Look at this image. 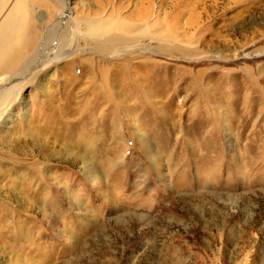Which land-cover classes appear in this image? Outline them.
Masks as SVG:
<instances>
[{
  "label": "rangeland",
  "instance_id": "obj_1",
  "mask_svg": "<svg viewBox=\"0 0 264 264\" xmlns=\"http://www.w3.org/2000/svg\"><path fill=\"white\" fill-rule=\"evenodd\" d=\"M14 1L0 28L19 27L27 40L24 20H7ZM33 1V29L62 24V1L72 20L56 37L66 53L52 63V44L46 63L13 86L10 103L0 101V208L18 213L25 230L21 249L0 255V264H264V0H216L207 9L196 0ZM155 18L154 32L146 23ZM98 21L137 25L139 40L108 47ZM23 55L26 62L30 53ZM125 63L140 72L133 93L134 74H115ZM49 77L54 109L34 123L45 102L36 92ZM92 77L112 96L125 89L122 105L103 100L76 119L67 114L68 126L51 123L64 103L97 100L86 87ZM55 139L51 149L40 146ZM37 192L43 200L25 201ZM66 193L76 194L73 202Z\"/></svg>",
  "mask_w": 264,
  "mask_h": 264
},
{
  "label": "bare ground",
  "instance_id": "obj_2",
  "mask_svg": "<svg viewBox=\"0 0 264 264\" xmlns=\"http://www.w3.org/2000/svg\"><path fill=\"white\" fill-rule=\"evenodd\" d=\"M6 1L7 0H0V13L1 11L4 9L5 5H6ZM42 1V5L45 3V0H41ZM60 1V0H59ZM216 0H213V2L210 4V6L207 4V0H196L195 6L199 7L201 4H203V9H207L208 7H214ZM14 5L12 7V9L10 10V12H8V22L12 23L14 20L16 21H23L24 20V29L28 28V29H32L31 31H29L28 35H27V40H23L20 32H21V28H15L14 26H10L7 29H3L0 28V75H5L4 78H6V80L3 81V83L0 84V101L2 103V101L4 102H8L10 103L11 99H12V95L11 92L13 91V86L18 83L22 77H24V75L26 73H28L31 69L32 66L37 63V61H39V65H40V61L45 62L46 63V57L48 52L50 51L51 45L52 44H58L57 48L55 50H53L54 55L53 56V60L52 63L62 57L63 55L60 54V52H65V48L63 47L62 49V45L64 46L62 41H59L58 39L62 38V36L64 37L65 32L67 31L68 27L70 26V21L71 19V13L69 11V5L67 1H62L61 2V6H60V16H59V20L62 21V24H60L57 27H52L50 29L45 30L44 32L38 29H33L34 28V20L33 17L31 16V12L29 10V0H16L14 1ZM164 2V1H163ZM163 2H161L159 4L160 8L163 6ZM211 2V1H210ZM34 4L31 5V7L37 8L36 5L38 6L40 3H38L36 0L33 1ZM150 6V5H149ZM169 6H171L170 2H169ZM202 6V5H201ZM247 6V5H246ZM202 9V8H201ZM40 10H38L37 12H39ZM202 13V12H200ZM200 13H198V16L200 15ZM148 12L146 11L144 13V17L147 16ZM157 15V14H156ZM52 16V15H51ZM157 17V16H156ZM147 18V17H146ZM148 19V18H147ZM33 20V22H32ZM146 20V19H145ZM137 21H139L137 19ZM140 24H142V20L139 21ZM145 23V22H144ZM147 26L149 28V30L151 31H157L155 30L157 21L156 18L153 20V22L151 24H149V21L147 20ZM143 25V24H142ZM158 25V24H157ZM73 26V24L71 25ZM96 30H99L101 35V39L105 40V43L108 44V47H111V43H109V41H112L113 43L117 44V43H121L122 40H128L129 41V37H131V43L132 41H138L139 40V26H135L133 24L130 25V27H122V28H114L113 27V23H109V22H105V21H98L95 22V27ZM63 29V30H61ZM114 29L117 30V32L112 35V32L114 31ZM61 33H64L61 35ZM72 33V32H71ZM70 33V34H71ZM76 33V31H75ZM68 34V33H67ZM66 34V35H67ZM59 36V38L57 39L56 37ZM103 37V38H102ZM21 38V40H20ZM70 39V38H69ZM58 40V43H57ZM70 41V40H67ZM104 42V41H103ZM104 43V45H105ZM70 46V44H69ZM68 46V47H69ZM23 47V48H22ZM105 47V46H104ZM21 49H24L23 53H21ZM131 50V49H130ZM24 53H27L29 55L28 59L26 60V62H24ZM52 53V52H50ZM49 53V54H50ZM66 53V52H65ZM132 53V52H131ZM46 54V56H45ZM62 55L60 57H58L57 55ZM132 55V54H131ZM134 55V54H133ZM136 55V54H135ZM123 56V55H121ZM124 57H126L124 55ZM120 58V57H118ZM131 58V57H130ZM121 60V59H120ZM119 61V60H118ZM127 61V60H126ZM116 62V61H115ZM113 64V63H112ZM42 65V64H41ZM112 66V65H111ZM116 66V65H115ZM139 66V65H138ZM110 67V66H108ZM123 71L121 70H116L117 75L119 76H124V77H131V75L134 74V79L133 81H131V84L128 85V90L129 93H133L135 91H138L140 89H138V87H140V82L138 81V78H135L138 76V72L137 74H135V70L137 68L136 64H132V63H125L123 64ZM77 69V68H76ZM112 69V68H111ZM122 69V68H121ZM101 70H103L101 68ZM109 71V70H108ZM103 72V71H102ZM105 72V71H104ZM114 72V71H113ZM109 73V72H108ZM142 73V72H141ZM106 75V74H105ZM110 76V75H109ZM144 76H147V74L145 73ZM51 77V76H50ZM46 78V79H41V84H39L38 86V91L36 93H40V95L42 96L41 98L45 101L44 105L42 107H40L37 112L35 113V115H33V118H30L33 120L34 123H36L38 120L40 122L41 119H43L44 117H46L45 114L41 113L40 111L42 110H48L49 112L52 111L54 109L53 105H55L54 102V97H55V90L52 91V86L53 83L51 82V78ZM113 78V77H112ZM121 78V77H120ZM105 79V78H104ZM123 79V78H122ZM130 79V78H129ZM56 80V79H55ZM113 80V79H112ZM128 80V79H127ZM143 80V79H142ZM75 81V80H74ZM72 81V82H74ZM126 81V80H125ZM129 81V80H128ZM144 81V80H143ZM1 82V81H0ZM28 82V81H27ZM56 82V81H55ZM54 82V83H55ZM80 83V82H79ZM90 83L89 85H87L86 87L89 86V90H91V93L95 94V97L97 100L93 101L95 98L92 97V100H90L89 98L85 100V105L83 108H77L74 107V103H71V101H69L68 103H64L63 106L61 107L62 111L61 112V116L60 117H54V116H48L49 120L51 121V123L53 124H57V121H59V124H62L64 126H68L71 123H73L72 121L69 122V117L67 116V114L73 113L72 114V119H76L75 117V113H82L86 114L89 112L90 108L94 105H99L101 103H103V100L108 101L109 104H112V98H116V100L114 101V104L117 105H122L120 102L121 93L125 94V89H123L122 91H118L117 93H115V95L117 94V96H112L111 92L108 91L109 86H106L105 84H102L101 86H99L100 84H95V78L92 77V79L88 82ZM125 83V82H124ZM128 83V82H126ZM75 85V84H73ZM114 86V85H113ZM125 86V84H124ZM142 86V85H141ZM68 87V86H67ZM145 87V86H144ZM59 88V86L57 87ZM85 88V87H84ZM146 88V87H145ZM67 89V88H65ZM73 89V88H72ZM71 89V90H72ZM121 89V88H119ZM69 88L67 91H65V93H67V95H69L72 91ZM111 90V89H110ZM90 92V91H89ZM142 93V92H141ZM57 94V93H56ZM101 94H103L102 97L100 96ZM143 94V93H142ZM58 95V94H57ZM73 96V95H72ZM88 96V95H87ZM69 98V97H68ZM85 99V98H84ZM124 99V98H123ZM9 100V101H8ZM68 100V99H67ZM126 101V100H125ZM66 102V101H64ZM125 103V102H124ZM23 107H22V113L23 114H27V110L29 109V107L27 105H29V100H23L22 101ZM59 106H61V103H59ZM53 107V108H52ZM122 110V109H121ZM103 111V109H102ZM217 111V110H216ZM122 112V111H121ZM129 112V111H128ZM217 113V112H216ZM9 115L12 116V113H10ZM17 115V114H16ZM71 115V114H70ZM86 116V115H85ZM83 117V116H82ZM87 119V118H86ZM11 121V118H10ZM9 121V122H10ZM74 121V120H73ZM218 121V120H217ZM24 124V123H23ZM52 124V125H53ZM130 124H136L137 123H130ZM27 125L25 128H23V130L26 131V135H29L30 132H32V126L30 127L29 122H27ZM34 125V124H32ZM87 126V125H85ZM135 126V127H136ZM3 127V126H2ZM6 130L8 128H10V124L7 123L6 124ZM34 127V126H33ZM58 127V126H57ZM62 128V127H61ZM127 128V127H126ZM133 128V127H132ZM5 129V128H4ZM88 130V129H85ZM135 130V129H134ZM133 130V131H134ZM1 131V130H0ZM3 131V130H2ZM84 136L87 135L86 132L84 133ZM22 135V134H21ZM12 136V135H11ZM31 136H35V135H31ZM11 138V137H10ZM9 138V140H11ZM35 138V137H32ZM82 136H80L79 139H77V141L80 143V141H82ZM135 140V139H134ZM53 142V146H50L51 143L49 144V141H45L42 143V145L40 144V146L43 147H48V148H53L55 146L58 145V138H57V142L56 139L52 140ZM144 144V143H143ZM66 145V144H65ZM63 147V146H61ZM143 148V147H142ZM144 151V148H143ZM147 154V152H146ZM71 155V154H70ZM144 155V154H143ZM78 156V155H77ZM84 161V160H83ZM85 162V161H84ZM87 162V161H86ZM44 168V167H43ZM88 169L91 170V167H88ZM32 171V170H31ZM92 171V170H91ZM98 178V176H97ZM57 179V178H55ZM58 181V180H57ZM55 181V183L57 182ZM16 183V182H15ZM22 184V183H21ZM53 184V183H52ZM57 185V184H56ZM5 186V185H4ZM7 186V185H6ZM5 186V187H6ZM19 186V185H16ZM16 186H11L9 188V190L13 193V192H17L15 191ZM50 186V185H49ZM20 187V186H19ZM3 190V189H2ZM7 190V189H6ZM21 192V190L19 191V193ZM2 193V191H1ZM0 193V194H1ZM18 193V192H17ZM22 193V192H21ZM41 193V192H40ZM11 194V193H10ZM67 196H69V201L73 202L72 200L74 199V197H76L75 193H66ZM4 195V194H3ZM8 195V193H7ZM35 196H32V198H26L25 201L27 203H32L34 201V197L37 200V196L39 198H41L43 200L44 197H42V194H38V192L36 194H34ZM62 196V195H61ZM6 197V195H5ZM8 197V196H7ZM16 197V196H15ZM18 197H16L17 199ZM25 198V197H23ZM67 198V197H66ZM40 199V200H41ZM3 200V199H2ZM7 200V199H6ZM68 200V199H67ZM15 201V200H14ZM21 201V200H19ZM18 201V204H19ZM23 201V200H22ZM48 201V200H47ZM25 202V205L27 204ZM6 203V202H5ZM15 203V202H13ZM16 204V203H15ZM14 204V205H15ZM24 204V203H23ZM17 205V204H16ZM20 205V204H19ZM24 205V208H26V206ZM34 205V204H33ZM17 207V206H16ZM23 208V207H22ZM23 208V209H24ZM28 208V207H27ZM26 208V210H27ZM30 207V211H31ZM36 208V207H35ZM41 209H45V202L43 203ZM45 211V210H44ZM47 211V210H46ZM23 212V210H22ZM36 212V211H35ZM38 212V211H37ZM40 212V211H39ZM49 213V212H48ZM18 214V213H17ZM17 214L15 213V211L13 209H11L9 206L7 207H1L0 208V219L2 220V223L0 226V255L5 256L8 253H11L12 250L14 249L15 245H17L16 247H18V249H21L22 245H18L20 239H23L24 235H25V230H23V226H24V219L22 220L19 219L17 217ZM47 215V214H46ZM49 216L51 218L49 219H53V220H57V217L51 213H49ZM24 217V216H23ZM27 217V216H26ZM48 218V217H47ZM26 219V218H25ZM0 220V222H1ZM47 221V220H46ZM57 223V221H56ZM51 224V223H50ZM53 225V224H52ZM58 225L60 226L59 222ZM57 225V226H58ZM36 233V232H35ZM30 239V238H29ZM31 240V239H30ZM19 251V250H17ZM13 258V257H12ZM6 260V258H5ZM19 262V261H18ZM21 262V260H20ZM10 264V263H9Z\"/></svg>",
  "mask_w": 264,
  "mask_h": 264
}]
</instances>
